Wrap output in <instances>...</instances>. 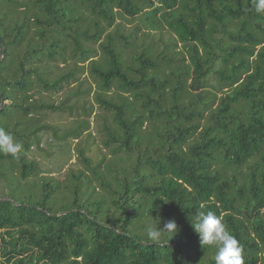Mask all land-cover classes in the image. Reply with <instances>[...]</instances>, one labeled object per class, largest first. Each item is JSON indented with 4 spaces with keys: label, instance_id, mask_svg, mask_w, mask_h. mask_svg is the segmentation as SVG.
I'll return each instance as SVG.
<instances>
[{
    "label": "trees",
    "instance_id": "16d2710c",
    "mask_svg": "<svg viewBox=\"0 0 264 264\" xmlns=\"http://www.w3.org/2000/svg\"><path fill=\"white\" fill-rule=\"evenodd\" d=\"M128 16L144 33L169 28L174 49L136 50L120 30ZM85 67L108 153L94 161L78 147L81 168L21 187L42 171L27 155L48 126L35 115L74 112L40 95ZM2 95L0 130L23 148L0 153V198L20 203L0 200V264H215L190 221L198 209L222 220L244 264H264V14L253 0H0ZM77 114L75 134L91 126ZM155 218L179 230L153 242Z\"/></svg>",
    "mask_w": 264,
    "mask_h": 264
},
{
    "label": "rangeland",
    "instance_id": "374dc122",
    "mask_svg": "<svg viewBox=\"0 0 264 264\" xmlns=\"http://www.w3.org/2000/svg\"><path fill=\"white\" fill-rule=\"evenodd\" d=\"M83 15L87 18L89 16L88 13L86 14L84 12ZM138 27H140L139 30ZM108 30L112 31L115 30V28L111 26L106 29V31ZM120 30L121 32L134 33L132 39L135 38L136 44H139V46L135 45L138 51H141L144 46L151 45L156 47L154 48L156 51L174 49V45L166 44V40L174 37V33L167 27H164L162 30H151L149 33H144L143 22L138 17L132 18L128 16L124 19L123 24L120 26ZM126 49V56H128L127 53L133 50L134 46L130 45V47ZM176 50L183 51L180 43ZM73 60H76V57H73L72 61ZM55 73H57V71L54 72L53 77ZM76 75L80 81L79 84L77 78H73L65 82L62 88H54L49 91L46 90L40 95L46 102L60 103L65 101L67 105H71L69 107H72L74 112H72L70 108L65 110L46 109L35 115L44 126H48L39 134L37 141L32 144L27 155L39 164L42 171L26 179L19 178L21 187L31 185L33 187L32 189L36 192L39 189L41 176H52L53 178L62 180L69 175L71 171L81 168L82 164L77 156L78 147H84L85 154L94 161H99L102 156L108 153V150L102 142L104 137L97 130V127L100 126L99 124L101 123L97 115L104 114L105 112L104 109L94 101V93L96 90L95 79L90 76L86 67L83 70L77 71ZM90 86V93L88 90H84L81 93L75 91L76 88H89ZM8 102L9 101H7V103ZM89 105H93L91 115H88V113H86L87 111L82 109V107ZM77 112L80 113L81 119H89L91 126L89 129H83L81 133L75 134L71 131V128L79 121V117L76 116L78 115ZM9 174H12V171ZM15 176L20 177L17 173ZM6 183L5 180L0 179V189L4 191L7 190L8 187Z\"/></svg>",
    "mask_w": 264,
    "mask_h": 264
},
{
    "label": "clouds",
    "instance_id": "9594fccd",
    "mask_svg": "<svg viewBox=\"0 0 264 264\" xmlns=\"http://www.w3.org/2000/svg\"><path fill=\"white\" fill-rule=\"evenodd\" d=\"M253 7L257 14H264V0H253ZM22 148L23 145L17 142L11 134L0 130V153L18 158ZM190 221L194 231L199 235L201 246L216 249L215 264H244L238 241L212 211L198 209L194 221ZM159 223V218H155V222H148L144 226L148 239L153 242L158 241L164 233L172 237L179 230L175 220L168 221L163 228L159 227Z\"/></svg>",
    "mask_w": 264,
    "mask_h": 264
},
{
    "label": "water",
    "instance_id": "95a60500",
    "mask_svg": "<svg viewBox=\"0 0 264 264\" xmlns=\"http://www.w3.org/2000/svg\"><path fill=\"white\" fill-rule=\"evenodd\" d=\"M3 45V44H2ZM4 55V53L2 54V56ZM7 102V100H6V98L2 95L1 96V101H0V109L1 108H3V106L5 105V103ZM2 199H11L9 196H4V197H1L0 198V200H2ZM12 200V199H11ZM13 201V203L15 204V205H19L20 203L19 202H16L15 200H12ZM63 213H67L66 211H63V212H60V213H55V215H60V214H63ZM181 249V251L183 252V254H184V258H186V253H185V251H184V249L183 248H180Z\"/></svg>",
    "mask_w": 264,
    "mask_h": 264
}]
</instances>
